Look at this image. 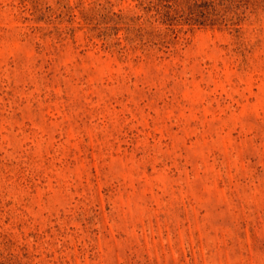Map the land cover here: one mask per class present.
<instances>
[{
	"label": "rangeland",
	"instance_id": "1",
	"mask_svg": "<svg viewBox=\"0 0 264 264\" xmlns=\"http://www.w3.org/2000/svg\"><path fill=\"white\" fill-rule=\"evenodd\" d=\"M0 264H264V0H0Z\"/></svg>",
	"mask_w": 264,
	"mask_h": 264
}]
</instances>
